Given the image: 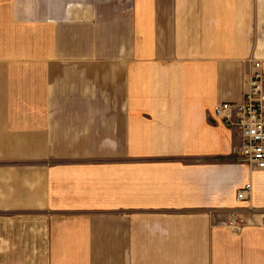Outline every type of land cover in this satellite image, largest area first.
Returning a JSON list of instances; mask_svg holds the SVG:
<instances>
[{"label": "crops", "instance_id": "obj_1", "mask_svg": "<svg viewBox=\"0 0 264 264\" xmlns=\"http://www.w3.org/2000/svg\"><path fill=\"white\" fill-rule=\"evenodd\" d=\"M254 60L264 0H0V264H264Z\"/></svg>", "mask_w": 264, "mask_h": 264}, {"label": "built area", "instance_id": "obj_2", "mask_svg": "<svg viewBox=\"0 0 264 264\" xmlns=\"http://www.w3.org/2000/svg\"><path fill=\"white\" fill-rule=\"evenodd\" d=\"M212 112L222 118L226 125L238 130L239 160L251 167L264 169V73L259 60L252 62L243 99L238 103H218L213 107ZM250 187L248 182L239 187L235 192L236 200H245ZM236 219L237 213L230 212L227 225L236 229Z\"/></svg>", "mask_w": 264, "mask_h": 264}]
</instances>
